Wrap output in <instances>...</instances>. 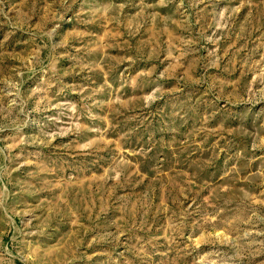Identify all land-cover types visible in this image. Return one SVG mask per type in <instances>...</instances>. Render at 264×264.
<instances>
[{"label": "rangeland", "instance_id": "1", "mask_svg": "<svg viewBox=\"0 0 264 264\" xmlns=\"http://www.w3.org/2000/svg\"><path fill=\"white\" fill-rule=\"evenodd\" d=\"M0 264H264V0H0Z\"/></svg>", "mask_w": 264, "mask_h": 264}]
</instances>
